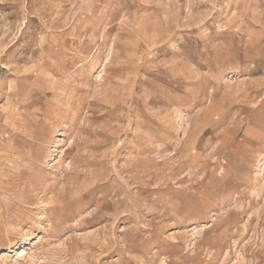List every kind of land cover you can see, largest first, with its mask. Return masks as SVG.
<instances>
[{
	"label": "rangeland",
	"instance_id": "374dc122",
	"mask_svg": "<svg viewBox=\"0 0 264 264\" xmlns=\"http://www.w3.org/2000/svg\"><path fill=\"white\" fill-rule=\"evenodd\" d=\"M0 264H264V0H0Z\"/></svg>",
	"mask_w": 264,
	"mask_h": 264
}]
</instances>
